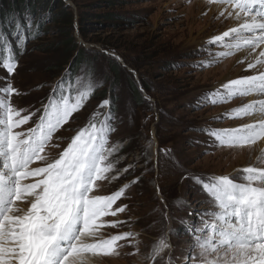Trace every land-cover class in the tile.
Wrapping results in <instances>:
<instances>
[{"label": "snow or ice", "instance_id": "1", "mask_svg": "<svg viewBox=\"0 0 264 264\" xmlns=\"http://www.w3.org/2000/svg\"><path fill=\"white\" fill-rule=\"evenodd\" d=\"M191 2L185 0L187 4ZM204 3L206 10L201 15L215 6L214 20L235 23L206 39L197 49L203 58L191 66L204 70L238 56L237 64H245L244 70L253 74L226 78L201 92L191 108L202 111L235 99L256 98L210 117L197 130L210 137L216 147L252 148L264 142V0ZM45 22L38 17L29 16L23 21L17 18L11 22L14 31L9 34L17 43L13 45L7 35L0 42V69L6 73L0 84V264H99L106 257L136 255L140 251L135 239L138 233L124 231L105 236V232L130 226L119 219L129 206L117 202L140 183L149 167L145 166L140 175L117 191L97 194L104 182L135 171L132 163L118 166L124 144L110 142L117 132L118 119L112 101L103 99L66 146L61 148L53 142L63 140L55 134L85 108L102 86L94 71L85 66L75 75L61 76L34 111L18 109L12 103L14 95L24 94L11 80L19 67V57L27 50L32 29L36 28L34 36L38 39ZM145 99L150 102V98ZM245 118L252 122L228 128L212 126L224 119ZM30 122L32 126L25 127ZM50 148L60 150L53 156ZM161 151L174 166L182 167L170 157L171 150ZM237 171L235 176L187 170L182 173L181 180H187L201 196L196 201L199 211L190 210L189 218L179 221L189 237L182 257L173 255L170 237L176 231L169 226V204L156 186L163 206L164 229L145 257L148 264H264V150L254 165ZM184 204L192 209L188 201L181 200L174 206ZM129 245L134 251L123 253L122 249Z\"/></svg>", "mask_w": 264, "mask_h": 264}, {"label": "rangeland", "instance_id": "2", "mask_svg": "<svg viewBox=\"0 0 264 264\" xmlns=\"http://www.w3.org/2000/svg\"><path fill=\"white\" fill-rule=\"evenodd\" d=\"M199 1L204 2L0 0V42L7 35L13 45L17 43L9 35L14 31L11 22L17 18L23 21L31 16L46 21L38 39L34 36L36 28L32 29V39L27 42V50L19 57V67L11 77L13 86L24 93L11 98L13 105L34 111L61 76L75 75L87 66L102 86L96 89L85 108L55 134L63 140L53 142L59 143L61 148L66 146L68 139L85 126L97 105L103 99H110L118 118L117 132L112 134L110 142L124 144L120 153L123 158L118 166L132 163L135 171L124 174L119 180L104 182L97 194H111L140 175L145 166L150 169L143 173L140 183L133 185L125 198L117 202L129 206L126 213L119 214V219L128 221L130 226L105 232V236L124 231L138 233L135 239L139 241V253L106 257L99 264H148L145 257L164 229L157 185L169 204V226L176 231V235L170 237L173 255L182 257L184 242L189 237L179 221L188 219L190 210L199 211L196 201L201 199L187 180H181L182 173L187 170L205 175L235 176L237 170L254 165L264 150L260 143L244 149L216 147L210 137L197 130L205 126L210 117L247 103L250 97L202 111L191 108L195 98L226 78L253 74L251 70H244L245 64H237L238 56L204 70L191 66L193 61L203 58V53L197 49L206 39L234 26L231 20L224 23L214 20L217 12L201 15L206 8L199 11ZM5 75L0 69V84ZM145 97L150 98V102ZM250 122L251 118L224 119L212 126L228 128ZM31 126L30 122L25 127ZM163 149L171 150L170 157L182 167L174 166L161 151ZM59 150L50 148L49 152L55 156ZM181 200L191 202L192 209L187 204L174 206ZM191 219L196 222L195 216ZM133 251L131 245L122 249L123 253Z\"/></svg>", "mask_w": 264, "mask_h": 264}, {"label": "bare ground", "instance_id": "3", "mask_svg": "<svg viewBox=\"0 0 264 264\" xmlns=\"http://www.w3.org/2000/svg\"><path fill=\"white\" fill-rule=\"evenodd\" d=\"M197 4H198V6H199V11L201 10V11H203L204 10V8H206V5H205V3L204 2H202V1H199V2H197ZM214 12H217V9H216V7L215 6H213L212 7V9L210 10V13L211 14H213ZM235 22H232V24H234ZM231 78H233V77H231ZM256 97H250L249 98V100H251V99H255ZM260 148L262 149V147H264V142H260ZM264 149V148H263Z\"/></svg>", "mask_w": 264, "mask_h": 264}, {"label": "trees", "instance_id": "4", "mask_svg": "<svg viewBox=\"0 0 264 264\" xmlns=\"http://www.w3.org/2000/svg\"><path fill=\"white\" fill-rule=\"evenodd\" d=\"M0 18H1V14H0ZM4 20H6V17L4 18ZM134 87L137 90V92L139 93V95L142 96V94H141V92H139V90H138L137 85L135 84V82H134Z\"/></svg>", "mask_w": 264, "mask_h": 264}]
</instances>
